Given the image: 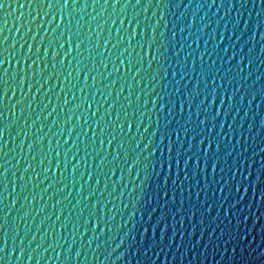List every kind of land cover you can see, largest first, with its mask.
I'll return each instance as SVG.
<instances>
[{
  "label": "water",
  "instance_id": "obj_1",
  "mask_svg": "<svg viewBox=\"0 0 264 264\" xmlns=\"http://www.w3.org/2000/svg\"><path fill=\"white\" fill-rule=\"evenodd\" d=\"M87 2L0 10L2 264H264V4Z\"/></svg>",
  "mask_w": 264,
  "mask_h": 264
},
{
  "label": "snow or ice",
  "instance_id": "obj_2",
  "mask_svg": "<svg viewBox=\"0 0 264 264\" xmlns=\"http://www.w3.org/2000/svg\"><path fill=\"white\" fill-rule=\"evenodd\" d=\"M47 2V0H25V3L24 4H20L19 3V0H16V3L19 4V7L23 8L25 6H28V7H31L32 5H36L37 7H42L45 3ZM95 2H98V0H95ZM105 3H108V0H105ZM131 3V0H127V2L123 5V7L126 9L128 7V5ZM140 3V0H137V4ZM213 3H215V0H213ZM261 3L264 4V0H261ZM80 4V0H63V3L60 5L61 9H70L74 6H78ZM120 4V0H115V3L112 5L113 7H115L116 5H119ZM5 6H8V7H11V4H8L7 3V0H0V10H2ZM55 5H49V7H54ZM88 2L87 0H84V7H88ZM70 15V13H69ZM133 20H135V17H133ZM121 23H123V21H121ZM137 28H139V25L137 24ZM30 30V29H29ZM143 37L145 38L144 39V43H140L137 45V47H139L141 49V51L144 50L145 46L147 47L148 49V54L151 55V51L153 49V46L157 43L155 37L153 36V39L151 42H148L146 37H147V29L144 30L143 32ZM136 39V33H133L129 36L128 38V45L129 47H131V42L132 40ZM73 41V36L72 35H69L68 38H67V42L69 44H71ZM4 42H0V44H2ZM79 48H80V44L77 43L75 44V47L72 49L73 52H76V51H79ZM8 50L5 48L3 51H0V68H3L4 64L6 63H11V61L8 59L7 56H5V53L7 52ZM128 51V48H125L124 49V52H127ZM134 51V50H133ZM31 52V49H29V53ZM124 52H122L120 54V56H124ZM156 52L157 54H159L160 52V48H156ZM67 55H65L64 59H67ZM31 57H27V58H24V57H21L20 59H17L16 60V63H17V66L20 65L21 62H23L25 65L28 64V60L30 59ZM75 59V57H74ZM117 59H120V57L118 56ZM125 59L127 60V63L129 64H132L133 63V59L132 58H128V57H125ZM143 59V57H141V60ZM63 61H61L62 63ZM122 64L125 62L124 60H121L120 61ZM33 65H35L36 61L33 60L32 61ZM82 63V61H81ZM241 64H243V60H241L240 62ZM251 63V62H250ZM149 67H151V64H149ZM231 71V70H229ZM37 75V73L35 71H33L32 73V77L33 79H35V76ZM39 75L41 77H43V71H41L39 73ZM136 75H139V72L137 71ZM201 75L205 78V80L208 79V77L211 75V73H208V72H203L201 73ZM10 79H17V83L20 84V85H23V84H26L27 81H28V69L25 68L23 70V76H21L20 72H16L14 74V76L10 77L9 75V72L7 69H4L2 72H0V101L3 100V97L7 96L8 94V84H9V80ZM213 84H215V80L212 81ZM195 95L196 96H199L200 95V92H199V85H197V88H196V92H195ZM192 96H193V93L189 92L188 93V99L191 100L192 99ZM235 97H233L234 99ZM208 99V97L206 96L204 98V101H202V103L206 102ZM212 104H215V99L212 100ZM89 108H91V104L88 105ZM169 124L171 123V121L168 122ZM201 123L203 124H207V120L205 121H202ZM100 124H99V121H97V124H96V127L99 128ZM124 125H118V128L119 129H123ZM165 127L167 128L168 127V124L165 125ZM132 129V125L129 124L128 125V131L130 132ZM75 129H73L74 131ZM192 132H195V129H192L191 130ZM181 133H183L186 137L189 133V129L184 126V125H181L179 128H177L174 132V135L176 136L177 138V141H179V138L181 136ZM191 139L193 141L196 140V135H192ZM207 142V146H208V149L211 150L212 147H213V144L215 143L216 145V151L219 152L220 151V145L218 142H216L215 140H213L212 138L210 137H204L202 139L199 140V146H200V152L202 153L204 151L203 149V145ZM113 143V138H109L108 139V144L109 146H111V144ZM161 143H163V141H161ZM101 144H103V140L101 141ZM121 147H123V145L121 144L120 145ZM181 148H184V145H180ZM173 148L174 146H169L168 148V152L170 154V159L168 161L169 165H171L172 163V160H171V153L173 152ZM196 148H197V145L195 143H193L190 147L187 148V151H181L179 153H177V156H176V163L177 165H179V162L181 159H183V162H184V165H185V171L187 172V165L189 164L190 161L193 160V158L197 155V152H196ZM119 151V149H117V152ZM59 155V154H58ZM151 155V154H150ZM208 156L209 158L211 157V152L208 153ZM137 163H139V161H137ZM196 163H197V166H199V159L196 160ZM101 164H103V160H101ZM135 166V165H133ZM59 167V165L57 166ZM161 167H163V165H161ZM215 170V168L213 169ZM76 171V168L73 167L72 169V172L75 173ZM6 175V173H5ZM261 175H264V169H262L261 171ZM165 184H167V180L164 181ZM262 197H264V193H262ZM89 223H91V221H89ZM99 224H100V221L97 220L96 222V226L99 227ZM7 241L5 240V245H6ZM4 251V248H0V252H3ZM21 256H23V252H21ZM0 264H2V261H0Z\"/></svg>",
  "mask_w": 264,
  "mask_h": 264
}]
</instances>
